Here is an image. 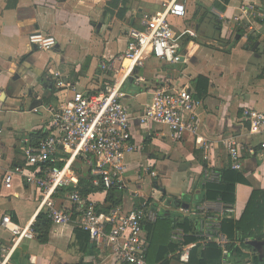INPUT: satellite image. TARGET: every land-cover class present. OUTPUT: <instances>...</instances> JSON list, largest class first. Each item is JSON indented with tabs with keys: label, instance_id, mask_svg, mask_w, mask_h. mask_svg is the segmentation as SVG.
Instances as JSON below:
<instances>
[{
	"label": "crops",
	"instance_id": "obj_1",
	"mask_svg": "<svg viewBox=\"0 0 264 264\" xmlns=\"http://www.w3.org/2000/svg\"><path fill=\"white\" fill-rule=\"evenodd\" d=\"M110 1L0 0V122L3 125L1 135L5 134L0 135V243H7L11 238L9 231L1 225L3 216L10 215L15 222L25 226L38 215L41 195L37 188L27 185L19 177H14L9 184L5 182L10 168L24 161V138H30L38 131H48L49 106L59 104L74 92L98 91L118 73L122 74L126 61L114 62V70H103L101 63H110L122 54L130 29H142L144 14L159 15L166 0H127L128 9L123 19L108 12ZM243 1L247 0H231L223 14H233ZM213 9L221 13L217 7L213 6ZM188 13L185 18L171 17L179 36L191 35L193 23L195 35L198 34L197 37L192 35L195 40L178 51L182 60L170 63L150 57L144 67L132 70L124 84L123 102L135 118L134 137L145 144V148L127 158V177L130 179L127 190L133 195L125 198L124 194L121 206L125 212L137 206L134 200L137 194L134 193H140L149 177L150 191L140 194L157 202L155 207L159 214L173 215L178 210L177 213L189 216L193 212L197 230L198 207L206 208L222 219L227 213L221 201H200L206 169L212 166L220 170L229 165L227 152L219 142L223 136H235L253 147L239 170L248 184L237 185L236 203L230 211L233 217L236 220L242 217L254 190H264V130L253 134L250 124L242 119L245 107L264 111V21L256 23L252 29L242 30L239 39L224 38L227 40L225 46L198 31L199 24L191 21L192 15ZM35 31L54 36L57 45L48 51L32 47L29 35ZM57 71L68 87L56 86L52 73ZM199 75L208 77L210 86L207 97L201 99L202 106L196 111L197 134L187 133L181 141H174L164 125L152 124L149 129L140 126L137 117L150 103L152 92L160 82L162 85L187 86L194 93V80ZM12 114L15 118L27 115L28 120L23 124L16 121L20 126L16 128L10 124ZM204 139L211 143L209 161L203 159ZM148 162L154 163L156 177L144 172ZM79 167L76 162L73 171L77 172ZM183 192L188 195L185 200L181 197ZM165 194L167 197L164 198ZM92 199L104 205L106 193H97ZM170 199L188 204L185 207L188 213L183 214L176 205H169ZM57 204L71 206L65 196H57ZM175 228L171 240L178 243L173 237ZM144 232L148 236L145 228ZM254 249L245 250L249 255L242 264H258L255 257L264 259V248L261 251ZM109 253L108 249L88 240L87 234L71 222L53 225L47 243L25 240L12 264H118ZM169 256L170 264H180L173 254ZM222 264L229 263L223 261Z\"/></svg>",
	"mask_w": 264,
	"mask_h": 264
},
{
	"label": "built area",
	"instance_id": "obj_2",
	"mask_svg": "<svg viewBox=\"0 0 264 264\" xmlns=\"http://www.w3.org/2000/svg\"><path fill=\"white\" fill-rule=\"evenodd\" d=\"M188 5L189 0H166L159 15L145 13L144 27L130 29L126 50L112 62L101 63L103 70H114V62L128 60L130 64L123 68L124 72L118 73L98 91L74 92L59 104L49 106L51 120L46 135L37 141L31 137L24 138V161L10 168L5 177L8 184L14 177H19L27 185L37 188L41 195L38 214L47 213L53 225L75 222L88 233L92 242L108 249L109 256L118 264H149V242L143 224L155 222L159 209L148 203L151 197L144 198L139 191H134L136 197L144 200L130 212H125L121 205L109 211L98 210V202L92 199L97 193L86 197L81 194L79 175L73 171V166L76 162L86 166L93 184L104 189L98 193H107L115 186L121 190L128 189L130 179L127 177V158L143 150L145 144L135 140V118L123 102V87L132 70L144 67L150 57L170 63L181 61L176 50L182 34L179 36L175 31L171 17L185 18ZM216 14L223 19L222 36L234 39L239 30L252 29L256 23L264 21V0L243 1L231 15L223 12ZM29 43L32 47L48 51L57 45V40L54 36L35 31L29 35ZM52 74L58 88L69 86L59 71ZM202 104L203 101L197 99L189 87L162 85L160 82L137 120L141 127L147 129L152 124L164 125L174 141H181L187 133L197 134L196 111ZM242 119L250 124L251 133L264 130V111L245 107L242 109ZM2 132L3 125L0 122V134ZM219 142L227 152L231 168L241 170L246 154L253 147L232 135L223 136ZM202 148L203 159L209 161L212 151L209 140H203ZM62 161L64 165L59 166ZM153 168L154 163L148 162L144 172L156 177ZM219 177V170L209 166L203 184L218 182ZM68 187L71 190L63 193ZM63 194L71 203L69 208L57 204V196ZM180 211L184 214L189 210L182 206ZM196 214L199 221L193 234L198 239L195 243L183 244L187 233L182 227L177 226L173 232V237L180 244L176 251L180 264H189L191 250L198 245L204 247L209 242L216 243L223 249V254L228 255L226 245L229 241L221 230L222 217L201 207L197 208ZM36 217L37 214L27 225L22 226L10 215L3 216L1 225L9 231L11 238L7 243H0V264H12L21 244L25 240L35 239L33 226Z\"/></svg>",
	"mask_w": 264,
	"mask_h": 264
},
{
	"label": "trees",
	"instance_id": "obj_3",
	"mask_svg": "<svg viewBox=\"0 0 264 264\" xmlns=\"http://www.w3.org/2000/svg\"><path fill=\"white\" fill-rule=\"evenodd\" d=\"M231 0H216L214 6L217 7L221 12H225V6ZM127 0H111L108 4V12L116 14L118 18L123 19L127 13L126 8ZM121 5V8L119 7ZM200 5V4H199ZM201 5L199 9L194 11L192 14L191 21L199 24V30L201 31V25L205 19L209 21L207 23L214 27V30L218 32V36H207L210 39H215L219 42H226L220 39V32L223 26V19L220 16L211 12L208 8L207 11L201 13ZM118 10V12H116ZM242 30H239L240 35H242ZM195 40V38L189 33H184L179 37V48L176 53L185 47L188 42ZM230 40V39H229ZM233 40V39H232ZM236 41V40H234ZM227 43V42H226ZM210 86V80L208 77L199 75L194 80V93L196 98L204 99L208 95ZM46 134L43 131H38L32 134V139L37 141L38 139L44 137ZM68 157V154L64 155ZM64 161L59 162V166H63ZM79 169L77 174L79 175V188L83 196H88L92 193L103 192L102 186H95L93 184V178L90 171L84 166L82 162H78ZM76 171V170H75ZM219 180L218 182L207 183L204 185L203 194L201 195L200 201H221L226 209L227 213L223 217L221 222V230L226 235L228 239V244L226 249L228 255L223 254V249L214 242L207 243L204 247L198 245L194 247L190 252V263L189 264H222L226 261L229 264H242L245 258L248 257V253L245 252L246 249L254 250L251 245L253 241H264V190H254L252 196L247 204L245 212L239 220H236L231 214L234 205L236 203V188L239 183L248 184L247 179L244 174L231 168L230 165L219 170ZM71 190V187L65 189L63 193ZM124 195V190L118 187H112L106 193V199L104 205L97 204L98 210L109 211L113 207L122 204V197ZM64 196V194H63ZM167 195H164V198ZM135 203L137 205L142 204V200L135 196ZM172 200V199H170ZM172 200V201H177ZM150 205L157 206V202L150 198ZM147 203V205H149ZM178 208L182 205L174 204ZM193 212L189 216L185 215H168L159 214L158 219L155 222H144V228L147 232V240L149 242V250L147 253V261L149 264H170L171 258L169 255L173 254V258L178 260V255L176 251L179 248V243H175L171 240L172 230L180 226L182 227L187 236L184 238L183 244L190 245L195 243L198 239L194 237V232H196V227L193 219ZM75 215V214H74ZM53 227V222L45 212H40L33 226V232L35 234V239L41 243H47L49 241L50 231ZM77 229L83 231L87 234V239L89 235L86 231L82 230L77 226ZM258 264H264V259L255 257L254 260Z\"/></svg>",
	"mask_w": 264,
	"mask_h": 264
},
{
	"label": "rangeland",
	"instance_id": "obj_4",
	"mask_svg": "<svg viewBox=\"0 0 264 264\" xmlns=\"http://www.w3.org/2000/svg\"><path fill=\"white\" fill-rule=\"evenodd\" d=\"M214 2H216V0H190V2H189V5H188V11L190 12V15H192V14H194V11L196 10V9H199L200 8V5H201V13H200V15L202 14V13H204V11H207V9L208 8H210L211 9V12H214L215 14L216 13H218V11L217 10H215V9H213V4H214ZM200 4V5H199ZM189 14V13H188ZM209 20L208 19H205L204 20V22H203V24L201 25V31L202 32H204L205 34L204 35H206V37L207 36H218L219 34H218V32H216L215 30H214V27L211 25V24H209V23H207ZM195 25V23H193L192 25H191V27L193 28V33H194V37H197V35L198 34H196L195 35V33H197V32H195V30H194V26ZM200 34H202V33H200ZM199 37V36H198ZM220 39L223 41H226L227 42V40L226 39H224V37L222 36V34H221V32H220ZM221 44H224L225 46L227 45V43H225V42H220ZM14 115L15 114H12L11 116V120H10V124L11 125H13L14 127H16V128H19L20 126H19V124L18 123H16V121H20V123H22L23 124V122L24 121H27L28 119L26 118V116L27 115H23V116H17L16 118L14 117ZM37 121H39V119L37 118ZM4 133H5V127H4ZM6 133H7V128H6ZM1 135V134H0ZM1 136H5V134H2ZM150 186H151V179L148 177L147 178V180L146 181H144V184L142 185V190H140V193H143V194H148V192L150 191ZM124 194H126L124 197L125 198H129V196H132L133 194H132V192L131 191H128L127 189L126 190H124ZM188 195H186V192H183L182 193V195H181V197L185 200L186 198H188L187 197ZM177 211L178 210H176V212H175V214H173V215H178L179 214V212L177 213Z\"/></svg>",
	"mask_w": 264,
	"mask_h": 264
},
{
	"label": "water",
	"instance_id": "obj_5",
	"mask_svg": "<svg viewBox=\"0 0 264 264\" xmlns=\"http://www.w3.org/2000/svg\"><path fill=\"white\" fill-rule=\"evenodd\" d=\"M236 38H240V34H237L236 35ZM181 60H182V58H181ZM141 200H142V202H143V198H141ZM168 204L170 205V204H179V205H182L183 207H188V204H186L185 202H183V201H181V200H177V201H172V200H168ZM251 245L254 247V248H256V249H258V250H263V248H264V241H253L252 243H251Z\"/></svg>",
	"mask_w": 264,
	"mask_h": 264
},
{
	"label": "bare ground",
	"instance_id": "obj_6",
	"mask_svg": "<svg viewBox=\"0 0 264 264\" xmlns=\"http://www.w3.org/2000/svg\"><path fill=\"white\" fill-rule=\"evenodd\" d=\"M126 64H127L126 66H128V65L130 64V61L127 60V61H126Z\"/></svg>",
	"mask_w": 264,
	"mask_h": 264
}]
</instances>
